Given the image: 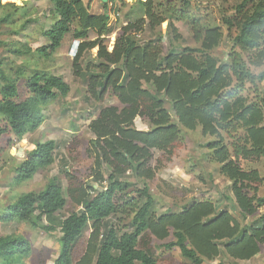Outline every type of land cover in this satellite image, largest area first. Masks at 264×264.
Returning <instances> with one entry per match:
<instances>
[{"label":"trees","instance_id":"16d2710c","mask_svg":"<svg viewBox=\"0 0 264 264\" xmlns=\"http://www.w3.org/2000/svg\"><path fill=\"white\" fill-rule=\"evenodd\" d=\"M49 1L55 19L40 29L44 43L35 48L24 43L13 51L30 58V64L34 58L49 59L67 36L76 40L72 71L77 75L84 71L87 93L95 101L110 92L119 106H103L96 115H88L90 182L63 168L65 188L53 176L41 190L18 194L3 207L0 222H27L47 233L57 231L54 264H156L147 241L169 237L173 239L161 247L177 248L185 264H202L222 253L235 260L256 256L264 246V212L251 223H241L228 210H217L210 199L192 198L179 211L156 214L148 182L155 176L150 165L153 152L170 157L180 127L199 126L204 136L215 138L207 144L209 159L231 181L232 200L240 214L254 216L264 207V194L258 193L263 184L259 171L239 163L264 156V89L258 88L264 70L255 74L250 69L264 62V0H238L234 13L222 18L225 37L219 27L202 24L190 12V0H134L111 50L107 38L115 28L107 10L115 7V0L102 2L104 11L97 14L83 0ZM4 8L12 11L0 15V31L21 9L0 1V13ZM176 21L190 25L198 46L178 45ZM163 23L164 37L156 32ZM144 33L148 37L141 38ZM224 38L230 48L227 60L221 61L211 52ZM93 48L94 60L85 62L84 55ZM4 65L0 58V137L11 133L20 138L41 126L44 107L66 97L70 86L44 68L23 64L11 75ZM18 78L24 79L23 98ZM246 84L257 99L251 101L244 94ZM137 117L148 123L147 130L136 128ZM224 134L232 139L229 144ZM58 149L54 140L34 143L14 168L10 184L19 185L53 165ZM68 200L74 210L59 215ZM86 232L84 252L75 259ZM31 253V242L24 236L0 235V264H29Z\"/></svg>","mask_w":264,"mask_h":264},{"label":"rangeland","instance_id":"374dc122","mask_svg":"<svg viewBox=\"0 0 264 264\" xmlns=\"http://www.w3.org/2000/svg\"><path fill=\"white\" fill-rule=\"evenodd\" d=\"M1 3H13L20 6V10L14 15V21L8 27L1 28L0 31V58L5 64L6 72L14 75L15 70L23 64L29 69L44 68L51 73L58 75L70 86V91L66 97L58 98L47 104L44 109L45 120L41 126L34 132L16 137L11 133L0 137V213L3 207L13 201L16 196L22 192L41 190L49 178L57 176L63 187H66L67 181L60 172L61 169L67 170L82 180L91 181V168L93 163L92 155L89 153V140L92 134L88 130V115L98 113L100 107L107 105H118L117 99L113 94L107 93L102 101H95L87 93L84 71L80 75L72 71V61L76 52L77 41L70 40L67 36L62 46L49 59H29L25 56H18L13 50L27 43L35 48L44 43L40 36V29L45 28L54 21L52 14L53 5L49 0H0ZM87 4L91 13L97 14L104 11L101 0H83ZM125 5L115 0V7L107 10L109 22L115 28V32L107 38L108 49L111 50L113 43L121 33V28L125 25V13L128 12L130 4L134 0H124ZM238 0H190V12L197 16L202 24L210 27H219L225 37L227 35L226 25L223 23L224 16H230L234 13V7ZM11 8H4L0 15H4ZM117 11L116 13H114ZM10 13V12H9ZM29 22H26V21ZM50 23V24H51ZM49 24V25H50ZM175 25L181 34L178 42L180 46H198L188 25L182 21H176ZM23 29L21 30V28ZM13 31L18 33L12 34ZM156 32L165 36L166 23L157 27ZM148 37L147 33L141 35V38ZM166 46V38L162 40ZM230 48L229 41L223 39L222 42L212 50V55L221 61L227 60V53ZM97 48H93L84 55L85 62L94 60ZM26 70V74L29 71ZM250 69L258 74L264 70V62L261 66H250ZM24 79L18 78V88L20 98L24 96ZM253 88V87H252ZM249 84H246L244 94L253 101L257 99V93H254ZM259 89H264V79L258 84ZM135 126L139 130H147L149 125L140 118L135 119ZM264 125V121H263ZM243 133L242 129L238 130ZM225 141L229 144L232 139L224 134ZM213 136H204L200 127L194 130H188L180 127L179 139L175 142L173 152L167 157L162 152L154 151L150 162L155 171V176L148 182L150 191L155 198L153 211L160 214L166 210L179 211L182 205L189 202L192 198L210 199L217 210L226 209L234 218L241 223H251L264 212V207L258 210L254 216H242L232 200L230 190L231 181L219 174V164L209 159L210 150L207 144L212 142ZM46 140H54L59 149L56 154L53 165L47 169L38 170L34 176L25 180L19 185H11L14 176V168L20 162L26 152L30 150L34 143ZM239 163L244 169H257L263 179V184L259 189V195L264 194V156L254 159H239ZM94 187H97L94 184ZM74 210L73 205L68 200L66 207L59 213L61 216L68 215ZM110 218V221H113ZM109 221V220H108ZM18 234L27 238L32 245V253L28 260L29 264H54L58 254V232H44L33 228L27 222H0V235ZM88 232L84 233L78 242L74 253V258H78L85 248V240ZM169 237L159 241L149 238L147 247L151 249L156 264H185L177 248L166 250L161 247L163 243L171 241ZM219 261L222 264H264V246L260 252L249 260H235L225 254L213 260H205L202 264H216Z\"/></svg>","mask_w":264,"mask_h":264},{"label":"water","instance_id":"95a60500","mask_svg":"<svg viewBox=\"0 0 264 264\" xmlns=\"http://www.w3.org/2000/svg\"><path fill=\"white\" fill-rule=\"evenodd\" d=\"M102 2H106V0H101Z\"/></svg>","mask_w":264,"mask_h":264}]
</instances>
